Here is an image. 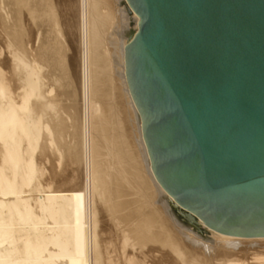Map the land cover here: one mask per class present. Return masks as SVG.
<instances>
[{
  "label": "bare ground",
  "instance_id": "6f19581e",
  "mask_svg": "<svg viewBox=\"0 0 264 264\" xmlns=\"http://www.w3.org/2000/svg\"><path fill=\"white\" fill-rule=\"evenodd\" d=\"M107 1L0 0V264H264V237L215 232L156 180L125 70V47L140 18L127 0H109V10ZM37 27L42 41L28 60L23 35ZM44 68L41 80L36 72ZM4 78L18 95H8ZM104 91L110 104L101 111ZM121 129L137 164L127 176L144 201L139 210L104 165L113 157L108 137ZM91 188L109 190L105 215Z\"/></svg>",
  "mask_w": 264,
  "mask_h": 264
},
{
  "label": "water",
  "instance_id": "95a60500",
  "mask_svg": "<svg viewBox=\"0 0 264 264\" xmlns=\"http://www.w3.org/2000/svg\"><path fill=\"white\" fill-rule=\"evenodd\" d=\"M127 84L151 169L215 232L264 237V0H127Z\"/></svg>",
  "mask_w": 264,
  "mask_h": 264
},
{
  "label": "rangeland",
  "instance_id": "374dc122",
  "mask_svg": "<svg viewBox=\"0 0 264 264\" xmlns=\"http://www.w3.org/2000/svg\"><path fill=\"white\" fill-rule=\"evenodd\" d=\"M109 1V0H108ZM108 1H107V3H105V4H107L108 5V7H107V5H106V9H108L109 10V3H108ZM105 2H106V0H105ZM52 12L50 13V16H51V19H52ZM27 28V26H23L22 27V30L24 31V29H26ZM39 29H41V28H39V27H37V28H35L34 29V31H32V33L31 34H24L23 35V40H24V43H28V41H29V43H28V45L30 44V46L29 47H27L28 45L26 44V54L32 49V56L31 57H35V52H36V55H37V48H38V46L41 44L40 43V36L41 35H39V39H37L38 38V36H37V34H39L38 32H41V31H38ZM58 32L57 33H59V34H57V37H58V39H59V41L61 42V45L63 46V47H65V45H67V43H66V41H65V37L62 35V32H60V31H62L61 29V27H56L55 28ZM58 35H60V37L58 36ZM26 36V37H25ZM36 37V38H35ZM62 39L64 40V41H62ZM27 40V41H26ZM42 41V40H41ZM79 41V40H78ZM38 42V43H37ZM65 42V43H64ZM78 44H80L79 42H78ZM78 44H77V49H78V52H80L81 51V46H78ZM33 47V48H32ZM80 47V48H79ZM36 48V49H35ZM34 49V50H33ZM28 50V51H27ZM80 50V51H79ZM33 51H35V52H33ZM28 54H27V58H28ZM81 54V52L78 54V55H80ZM79 57V56H78ZM31 58L29 57L28 58V60H30ZM41 61V60H40ZM49 61V62H48ZM44 63V65H46L45 67H47L48 69H49V65H51V67H52V61L51 60H47V61H43ZM77 63V64H76ZM74 64H75V68L77 69L78 68V70H79V66L77 67V65H78V62H77V60H75V62H74ZM48 65V66H47ZM47 68H44L43 69V71H37L36 72V76L39 78V79H41V80H45V74H47V72H48V70H47ZM51 71H52V68L50 69ZM2 78V77H1ZM5 79V78H4ZM8 79V78H7ZM6 86V89H7V92H8V95L9 96H16V95H18L19 94V90H17L16 89V85H15V83L12 81V82H10L9 80H7L6 81V79H5V83H4V87ZM57 87L59 86V84H57L56 85ZM0 87H1V85H0ZM107 95V92L106 91H104V93H103V96L101 97L102 99V102H100L101 103V111L102 110H104V108H106V107H108L107 105H109L110 104V101H108V100H110V99H108V95ZM41 97V96H40ZM39 96L37 97V99H39L40 98ZM104 98V99H103ZM36 99V100H37ZM35 100V101H36ZM104 100H106L105 102H103ZM104 104V105H103ZM106 106V107H105ZM120 136V137H119ZM121 138V139H120ZM121 141H120V140ZM124 139V140H123ZM117 140V141H116ZM111 141V142H110ZM108 142H110L109 143V145H111L110 146V151H111V154L113 153V157H112V160H111V158H108L109 156L108 155H106L104 158H105V161H104V165H106L105 167H106V169L107 170H109L108 172H110L111 173V175H114L117 179H119V184H118V186L116 187V189L117 190H124V191H127V192H130V193H132V195H131V197L133 198H137V201H136V203L134 204V206H133V208H132V210H134V209H136V210H139V209H141V207L143 208V206H145V204H144V201L142 200V198H139L138 196H140V194L139 195H137L139 192H136V188L131 184V181H130V179L128 180V176H127V174H129L131 171L132 172H134L135 171V169H136V167H137V164H136V162H135V159L133 158V150H129L128 149V143H129V140L127 139V137H126V134H125V132L121 129L119 132H118V136L116 137V138H113V139H111L110 137H108ZM125 142V143H124ZM119 143V144H118ZM122 143V144H121ZM114 144V145H113ZM116 144V145H115ZM115 146V148L116 149H114L113 147ZM112 147V148H111ZM121 147H123V149L121 148ZM122 149V150H121ZM115 150V151H114ZM119 150V151H118ZM118 151V152H117ZM122 151V152H121ZM125 151V152H124ZM39 153H40V148H38L37 150H36V152H35V155H36V158H38V157H40V155H39ZM118 154H120V155H118ZM126 154V155H125ZM107 157V158H106ZM121 159H120V158ZM109 159V160H108ZM116 159V160H115ZM108 160V161H107ZM126 160V161H125ZM113 161V162H112ZM119 161V163H117V162ZM127 161H129V162H127ZM65 162V159L62 161V163H64ZM107 162H110V166L107 164ZM115 164V165H113V164ZM117 163V164H116ZM122 164H124V165H122ZM130 164V165H129ZM44 165H46V166H44ZM43 165V167H44V175L42 176V181H43V179H44V181H45V183H46V181H48V177H49V172H50V168H49V164H47V163H45ZM48 165V166H47ZM121 165V167H123L124 169H125V172L123 171V170H120L118 167ZM108 166V167H107ZM127 166V167H126ZM48 167V168H47ZM115 167V168H114ZM130 167V168H129ZM135 167V168H134ZM46 168V169H45ZM61 168V165H60V167H58L57 168V170H59ZM112 168V169H111ZM134 168V169H133ZM47 169H48V172H47ZM53 170V169H52ZM83 171H82V174L84 173V169H82ZM116 170V171H115ZM129 170H131V171H129ZM114 171V172H113ZM120 172H121V174H120ZM131 172V173H132ZM46 173V174H45ZM48 173V174H47ZM119 174V175H118ZM124 174V175H123ZM48 175V176H47ZM117 175V176H116ZM120 175H122V177L120 176ZM46 177V178H45ZM46 179V180H45ZM108 179V178H107ZM109 180V179H108ZM43 181V182H44ZM53 181L54 180H52V183H53ZM56 181V180H55ZM123 181H125V182H123ZM57 182V181H56ZM56 182H54L52 185H56V184H58V182L56 183ZM122 185H123V187H122ZM56 186H58V185H56ZM55 186V187H56ZM107 186H109L108 184H107ZM130 187H132V188H130ZM126 188V189H125ZM102 192L100 189L99 190H94V188H91V194H93V196L95 195V196H97V195H99V194H97V192ZM107 192L109 191L108 189L106 190ZM96 192V193H95ZM99 192V193H100ZM106 192V193H107ZM106 193H100V195L99 196H101V197H99L98 196V198H96L95 196H94V198H95V203L94 204H96L95 205V207H96V209L97 210H99L98 212L99 213H102L103 215H105L106 213H105V210L103 209L104 207H106V205H110V203L108 204L107 202H105L104 201V195L106 194ZM109 193V192H108ZM137 193V194H136ZM97 194V195H96ZM107 195V194H106ZM104 196V197H103ZM102 198V199H101ZM97 199L99 200V201H101L102 200V202H99V201H97ZM121 199H123L119 194H116L115 195V201L116 202H119V201H122ZM118 200V201H117ZM97 201V202H96ZM103 201H104V203H103ZM114 201V202H115ZM143 202V205H142V202ZM105 205V206H104ZM98 206V207H97ZM101 206H103V207H101ZM135 207V208H134ZM101 210V211H100ZM104 210V211H103ZM125 211H129V210H125ZM178 216L184 221V223L190 228V229H192V230H194L199 236H201V237H205V235H206V233L205 232H203V230H201L199 227H197L194 223H193V221H190L189 219H187V218H185V217H183V216H181L179 213H178ZM109 217L108 216H105V217H103V219H108ZM138 219H142V218H140V217H138ZM192 227V228H191ZM254 261V260H253ZM251 262V261H250ZM91 264H94V260H93V262L91 263Z\"/></svg>",
  "mask_w": 264,
  "mask_h": 264
}]
</instances>
